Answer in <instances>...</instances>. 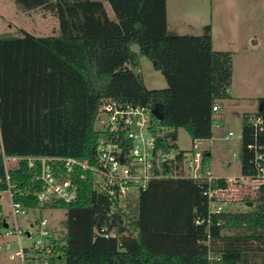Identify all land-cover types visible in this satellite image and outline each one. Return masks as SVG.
<instances>
[{
	"label": "trees",
	"instance_id": "trees-1",
	"mask_svg": "<svg viewBox=\"0 0 264 264\" xmlns=\"http://www.w3.org/2000/svg\"><path fill=\"white\" fill-rule=\"evenodd\" d=\"M13 1L25 12L54 17L58 27L49 35L25 29L0 34V126L6 155L93 163L99 141L109 133L98 124L108 101L160 109L154 134L161 148L178 152V172H184L190 153L178 146V130L185 128L193 143L213 137V107L232 97L233 55L214 49L210 33H170L168 0ZM140 55L161 71L166 88L145 85L135 71ZM257 117L264 121V100L257 112L242 118V175L257 172L256 150L250 146H264V130L253 122ZM210 161L204 151V168ZM40 169V162L30 168L22 160L11 173L14 198L30 211L42 208L36 197L42 189L36 179ZM164 169L173 170L169 165ZM74 180L77 201L46 206L66 211L65 230L50 264H264V183L237 180L248 192L243 199L248 208L213 213L207 184L190 178L154 179L125 199L97 191L90 176L77 174ZM221 182L226 180L220 179L214 190ZM6 189L0 153V191ZM102 225L114 235H99Z\"/></svg>",
	"mask_w": 264,
	"mask_h": 264
},
{
	"label": "built area",
	"instance_id": "built-area-1",
	"mask_svg": "<svg viewBox=\"0 0 264 264\" xmlns=\"http://www.w3.org/2000/svg\"><path fill=\"white\" fill-rule=\"evenodd\" d=\"M219 108V104L213 107L215 111ZM156 117L153 108L149 106H135L118 101L105 103L101 107L98 124L109 133L99 141L93 163L75 157L8 156L4 150L0 126V153L7 181L5 191L10 199L8 218L0 211V230L4 236L14 239L13 242L10 240L6 243L0 242V251L5 249L10 260L16 261L13 264H50L49 258L57 250L56 242L64 233L51 229L48 220L43 217L28 223L29 229H24L20 224L19 217L27 216L30 210L15 200L16 184L12 182L11 173L20 169L22 160H27L30 168H34L36 162L41 163L40 173L36 179L42 182V189L37 192L36 197L42 208L52 205L64 207L77 201L79 187L74 175L79 174L82 179H88L90 176L97 191L107 193L115 199H125L133 192L145 189L154 179L164 177L194 179L207 184L205 194L211 199V211L213 213L223 211L226 208L225 203L213 200L217 192L213 185H217L222 177L217 176L210 167L204 168V151H200L199 144L194 142L184 160V172H178L176 167L181 164L178 152L174 149L164 150L158 144L157 135L154 134ZM253 122L260 131L264 130L262 117H257ZM232 134L229 132V136ZM250 147L256 150L254 158L256 174L231 179L246 184H263L264 146ZM165 165L171 166L173 170L166 171ZM97 233L105 237L114 235L105 225L98 228ZM24 235L32 241L30 246L23 245Z\"/></svg>",
	"mask_w": 264,
	"mask_h": 264
},
{
	"label": "rangeland",
	"instance_id": "rangeland-1",
	"mask_svg": "<svg viewBox=\"0 0 264 264\" xmlns=\"http://www.w3.org/2000/svg\"><path fill=\"white\" fill-rule=\"evenodd\" d=\"M169 29L175 34H206L213 38L216 50L231 51L234 64V79L231 98L221 102L219 111L215 112V123L212 139L198 140L199 150L206 148L211 152V167L216 175L222 176L226 183H220L216 197L230 210H244L248 206L244 202L247 197L245 186H239L236 179L241 177L240 146L242 133V117L247 110H257V104L264 100V0H253L251 5H238V12L227 13L226 0H168ZM241 4V2H239ZM111 15L113 11L107 5ZM229 16V20L220 16ZM58 27V21L41 12H25L13 0H0V34L11 32L19 34L25 29L37 35H49ZM258 41V45H253ZM251 47L247 51L246 47ZM134 50L139 52L137 45ZM144 79L149 89H162L168 86L161 71L146 56L140 55V65L135 68ZM232 132L231 136L227 134ZM177 144L185 151L192 149L193 141L185 128L177 132ZM254 194H252V197ZM10 199L6 191H0V211L8 218L10 215ZM43 217L48 220L54 231L65 230L66 211L64 208L33 209L27 216L19 217L24 229L28 223ZM35 231V229H33ZM14 241L4 236L0 230V241ZM24 246L32 241L24 235ZM14 250L16 247L14 246ZM0 264H12L16 261L8 259L2 250Z\"/></svg>",
	"mask_w": 264,
	"mask_h": 264
},
{
	"label": "crops",
	"instance_id": "crops-1",
	"mask_svg": "<svg viewBox=\"0 0 264 264\" xmlns=\"http://www.w3.org/2000/svg\"><path fill=\"white\" fill-rule=\"evenodd\" d=\"M253 0H226V3H227V5H228V7H226L227 9V13H229V12H238V5H245V4H249V6L251 5V2H252ZM239 2H241V4H239ZM245 3V4H244ZM222 19L223 18H226V20H229L230 18H229V16L227 15V16H224V15H222V16H220ZM169 22H170V18H169V12H168V27H169ZM169 32H170V29H169ZM173 34H175V33H173ZM259 44V42L258 41H254L253 42V45H258ZM246 50L247 51H249V50H251V47H246ZM233 74H234V72H233ZM233 79H234V75H233ZM232 88V87H231ZM220 105H221V103H220ZM257 110L255 109V110H246L245 112H244V114L245 113H249V114H252V113H255V112H257L259 109H260V107H261V103L258 105L257 104ZM220 109V108H219ZM219 111V110H218ZM243 114V115H244ZM243 118V117H242ZM229 136V133L227 134V137ZM212 139V138H211ZM203 151H207L210 155H211V152L208 150V148H206L205 147V149L203 150ZM212 156V155H211ZM210 168H211V170H212V167H211V163H210ZM213 171V170H212ZM217 176H219V175H217ZM219 177H222V176H219ZM232 177H235V176H228V177H226V179L227 178H232ZM243 185V184H242ZM239 186H241V185H239ZM245 186V185H244ZM1 242V241H0ZM2 251V250H1ZM0 251V253H3V252H1ZM3 251L6 253V257L8 258V259H10L9 258V254H8V252L7 251H5V249H3ZM11 264V263H10ZM13 264V263H12Z\"/></svg>",
	"mask_w": 264,
	"mask_h": 264
},
{
	"label": "water",
	"instance_id": "water-1",
	"mask_svg": "<svg viewBox=\"0 0 264 264\" xmlns=\"http://www.w3.org/2000/svg\"><path fill=\"white\" fill-rule=\"evenodd\" d=\"M153 113L158 117V118H162L161 112L159 108H154L153 109Z\"/></svg>",
	"mask_w": 264,
	"mask_h": 264
}]
</instances>
